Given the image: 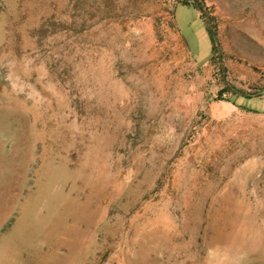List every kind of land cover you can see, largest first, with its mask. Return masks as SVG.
Returning <instances> with one entry per match:
<instances>
[{
  "label": "rangeland",
  "instance_id": "rangeland-1",
  "mask_svg": "<svg viewBox=\"0 0 264 264\" xmlns=\"http://www.w3.org/2000/svg\"><path fill=\"white\" fill-rule=\"evenodd\" d=\"M0 0V264H264V0Z\"/></svg>",
  "mask_w": 264,
  "mask_h": 264
},
{
  "label": "trees",
  "instance_id": "trees-1",
  "mask_svg": "<svg viewBox=\"0 0 264 264\" xmlns=\"http://www.w3.org/2000/svg\"><path fill=\"white\" fill-rule=\"evenodd\" d=\"M177 2L184 5L193 6L199 11L200 17L203 19L205 23L206 31L210 38L211 48H212L211 62L213 63L215 56L217 54H220L221 51L220 44L218 42L216 26L214 25L212 20L205 14L203 7L198 0H177Z\"/></svg>",
  "mask_w": 264,
  "mask_h": 264
}]
</instances>
